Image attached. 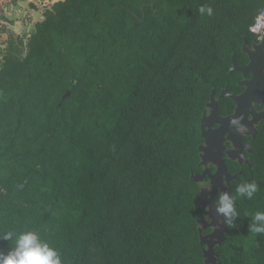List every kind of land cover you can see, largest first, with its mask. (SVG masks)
I'll use <instances>...</instances> for the list:
<instances>
[{"label":"trees","instance_id":"16d2710c","mask_svg":"<svg viewBox=\"0 0 264 264\" xmlns=\"http://www.w3.org/2000/svg\"><path fill=\"white\" fill-rule=\"evenodd\" d=\"M49 4L0 59V232L38 230L63 264H204L190 178L201 116L212 89L234 85L232 53L255 39L264 0ZM249 158L231 188L260 190L237 202L219 264H264L245 216L264 210V126Z\"/></svg>","mask_w":264,"mask_h":264},{"label":"water","instance_id":"95a60500","mask_svg":"<svg viewBox=\"0 0 264 264\" xmlns=\"http://www.w3.org/2000/svg\"><path fill=\"white\" fill-rule=\"evenodd\" d=\"M36 1L38 3L42 2V0ZM16 3L35 16V22L29 27L25 26L26 34L30 36V34L36 29V23L42 19V12L49 8L50 4L44 7L32 9L29 1L17 0ZM11 35H13L15 39L18 37L12 32ZM242 43V50L247 53L249 63L245 66H240L237 63L236 54L232 53L229 73L234 71H239L243 75L249 73L251 74V78L241 82V85H244L245 89L238 95L228 92L226 88L220 93V97L228 96L232 99V101H234L236 104L234 114L227 117L218 116L216 111L215 93L214 89H212L209 102L207 103V107H211L212 111L209 117H207L204 112L202 123L200 125L201 136L204 138L205 144H208V147H206L205 144H200L198 146L200 158L198 165L201 166L206 160H208L210 163L215 165L216 171L212 173L209 168H204L201 173H192L190 176L191 180L196 183L202 182L205 177H208L212 184L211 192L203 187L199 188V197L197 202V204L203 209V218L198 220V233L204 264H219V253L215 250V248L225 242L226 234L229 233V228H227L223 223H218V219L222 220L223 218L217 217L212 203V200L217 194V188L224 190L220 183L221 176L223 175L227 177V184L228 187H230V183L238 180L241 175L240 172L231 174L227 171L224 160L222 159V153H226L231 159H237L240 165L246 163L248 168H250L252 164L247 158H245L243 151L247 149L249 152H252V148L248 147V144L242 143L241 134L252 133L254 137V134L258 131H256L253 124L256 123L259 118L264 116V111L256 112L253 107V104H264V37L259 42H254L251 49L247 48L246 36L243 37ZM249 115L252 116V119L248 118ZM210 119L218 123L220 128L215 130H205L204 122L207 123ZM232 119H239L240 123L246 127V131H238L237 126L231 123ZM226 132L228 133L227 139L231 141L234 147L239 148L238 151L233 149L227 150L224 147L222 139L223 134ZM214 149H217V152H214ZM206 205L211 206L212 210L205 211ZM208 217H211L210 221L208 220ZM206 229H210V231L208 233H204Z\"/></svg>","mask_w":264,"mask_h":264},{"label":"clouds","instance_id":"9594fccd","mask_svg":"<svg viewBox=\"0 0 264 264\" xmlns=\"http://www.w3.org/2000/svg\"><path fill=\"white\" fill-rule=\"evenodd\" d=\"M201 16L211 17L213 8L210 5H201L197 9ZM231 123L237 126V130L244 132L246 127L239 119H232ZM221 185L224 190L217 188V194L212 200L218 223H223L231 229L236 226L240 213L237 210V202L241 199L252 200L259 192L260 187L254 179H242L229 190L227 177L221 176ZM211 192V182L201 186ZM211 206L206 205L205 211H211ZM250 218L248 231L255 235H264V210H257L254 213H245ZM211 220V217H208ZM0 240L9 243L6 252L0 251V264H63L61 253L45 238L38 230L31 228L9 229L0 232Z\"/></svg>","mask_w":264,"mask_h":264},{"label":"flooded vegetation","instance_id":"af4514ba","mask_svg":"<svg viewBox=\"0 0 264 264\" xmlns=\"http://www.w3.org/2000/svg\"><path fill=\"white\" fill-rule=\"evenodd\" d=\"M254 42H259V41L255 40V39H249V40H247V48L248 49H251L252 44ZM242 47H243V43H242L241 48H240V56H237V54L235 52H233V53L236 54L237 63L240 66H245V65H247L249 63V58H248L247 53L242 50ZM233 73H238V75L235 78L232 79V81L234 82V85L231 88L226 84L218 92L214 91V93H215V99H216V111H217L218 116H220V117H227V116L233 115L234 112H235V107H236V104L234 103V101H232V99L229 98L228 96H221L220 97V93L222 92V90L226 88L228 90V92L234 93V94H237L238 95V94L242 93L244 91V89H245V86L244 85H241V82L242 81H246V80H248V79L251 78V74H249V73H247L246 75H243L239 71H234ZM209 98H210V96H209ZM208 102H209V100L206 102V106H205V108H204V110L202 112L200 125L202 123V117H203L204 112L206 113V116L207 117H209L210 114H211L212 108L211 107H207V103ZM253 107L256 110V112L264 111V104H253ZM248 118L249 119H252V116L249 115ZM204 124H205V127H204L205 130H215V129H219L220 128V125L218 123H216L212 119L208 120L207 123L204 122ZM253 126L256 129V131H258L256 134H254L255 135L254 137H253V134L252 133H250V134H244V133H242L241 134V141H242V143L248 144L249 145L248 147L252 148V152H249L247 149H245L243 151V154H244L245 158H247L248 161L252 165H253V162H251V160L249 158V155H251L253 153V143H254V141L261 134L262 127L264 126V116H262L261 118H259L257 120V122L253 124ZM200 136H201V129H200ZM227 136H228V133L227 132L223 134L222 142H223L224 147L227 150L233 149L235 151H238L239 148L238 147H234L232 145L231 141H229L227 139ZM201 139H202V141L200 142V144H205V140H204V138L202 136H201ZM205 146L208 147V144H205ZM213 151L214 152H217V149H214ZM222 159L224 160V164L226 165L227 171L230 172L231 174H236V173H239L240 172L241 175H242V172L241 171H238V170L235 171V167H232L234 164H237L240 167L246 166V168L248 169V171L252 167V165H251V167L248 168V165L246 163H243L242 165H240L238 163V160L237 159H231V158H229L227 156V154L224 153V152L222 153ZM199 161H200V158H199ZM198 167H199V171H197L195 173H201V171L204 168H209L212 173H214L216 171L215 165H213L212 163H210L208 160H206L205 163H203L201 166L198 165ZM206 182H209L208 177H205V179L202 182H199L198 183L199 184V188H201L202 185L203 186H206ZM233 182L234 181H232L230 183V187L229 188L232 187V183ZM209 231H210V229H208V231H206L205 233H208Z\"/></svg>","mask_w":264,"mask_h":264},{"label":"crops","instance_id":"0c3cea01","mask_svg":"<svg viewBox=\"0 0 264 264\" xmlns=\"http://www.w3.org/2000/svg\"><path fill=\"white\" fill-rule=\"evenodd\" d=\"M5 19L7 24L0 27V38L2 39L4 45L7 34H11L12 32L17 36L20 33L28 35L25 32V26L29 27L35 22V16L17 3L9 7L7 14L5 15Z\"/></svg>","mask_w":264,"mask_h":264},{"label":"built area","instance_id":"2783aa9c","mask_svg":"<svg viewBox=\"0 0 264 264\" xmlns=\"http://www.w3.org/2000/svg\"><path fill=\"white\" fill-rule=\"evenodd\" d=\"M17 0H0V27L4 26L6 23L5 15L10 6L16 3ZM29 1L32 9L44 7L49 4V0H42L41 3H38L36 0H25ZM249 32L255 37V40L260 41L264 37V6L255 16L252 24L249 26Z\"/></svg>","mask_w":264,"mask_h":264},{"label":"rangeland","instance_id":"374dc122","mask_svg":"<svg viewBox=\"0 0 264 264\" xmlns=\"http://www.w3.org/2000/svg\"><path fill=\"white\" fill-rule=\"evenodd\" d=\"M50 1V0H49ZM50 3V2H49ZM2 29V28H1ZM3 30V29H2ZM5 32V31H4ZM5 39H8V36L5 38ZM28 39H29V36L28 35H25L23 33H20L17 37V39L15 40H21L22 41V47L23 49L25 48L27 42H28ZM7 46V44L2 42V39L0 38V59H1V56L4 52V48Z\"/></svg>","mask_w":264,"mask_h":264}]
</instances>
